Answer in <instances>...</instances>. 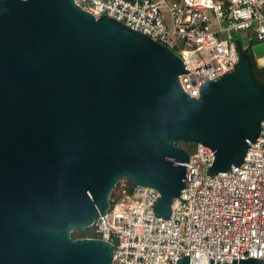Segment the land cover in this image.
I'll list each match as a JSON object with an SVG mask.
<instances>
[{"label":"water","instance_id":"water-1","mask_svg":"<svg viewBox=\"0 0 264 264\" xmlns=\"http://www.w3.org/2000/svg\"><path fill=\"white\" fill-rule=\"evenodd\" d=\"M189 72L74 0H0V264H111V243L71 233L108 212L122 180L155 189L154 215L169 218L188 176L177 141L210 148L211 175L240 168L264 120V83L242 54L196 100L179 84Z\"/></svg>","mask_w":264,"mask_h":264},{"label":"built area","instance_id":"built-area-1","mask_svg":"<svg viewBox=\"0 0 264 264\" xmlns=\"http://www.w3.org/2000/svg\"><path fill=\"white\" fill-rule=\"evenodd\" d=\"M74 2L178 55L190 71L180 75L179 84L196 100L206 78L213 81L237 68L235 34L253 35L264 46V0ZM213 160L210 148L196 145L189 154L185 187L173 199L166 219L154 215L155 189L134 186L127 191L122 180L108 212L97 215L85 238L111 243V264H176L183 256H189V264H208L209 259L213 264L264 260V120L240 168L211 175Z\"/></svg>","mask_w":264,"mask_h":264},{"label":"trees","instance_id":"trees-1","mask_svg":"<svg viewBox=\"0 0 264 264\" xmlns=\"http://www.w3.org/2000/svg\"><path fill=\"white\" fill-rule=\"evenodd\" d=\"M256 46H257V43H256ZM236 47H237V53L239 56V61H240L241 55L246 54V56L249 58L250 71H251L253 78L259 83H264V65H261L258 62L259 60L258 55L255 54V51L253 50L254 48L252 49L250 45L244 46L241 39L237 40ZM196 145H197L196 143H192V142H184V141L176 142L177 147L185 149L189 154H192L194 152ZM118 187H119V184L116 186L115 189H117ZM133 187L134 185L130 181L126 180L127 191L131 190ZM113 197H114V194L111 195V198ZM75 232H77V230ZM75 232L71 233L72 237L74 238H85L86 237V236H76L74 235Z\"/></svg>","mask_w":264,"mask_h":264},{"label":"rangeland","instance_id":"rangeland-1","mask_svg":"<svg viewBox=\"0 0 264 264\" xmlns=\"http://www.w3.org/2000/svg\"><path fill=\"white\" fill-rule=\"evenodd\" d=\"M211 28H212V26H211ZM234 36H235V38H234L235 42H237L238 39H241L244 46L250 45L252 47V49L256 47V43H257V46L259 45V43L257 42L256 38L253 35L247 37L246 35L239 33V34H235ZM219 37L221 38L222 36H219ZM260 58H264V53L261 56H258V59H260ZM114 190H113V192H114ZM113 192H112V194H113ZM75 231H73V232H75ZM90 234H91L90 228L85 229V230H79V231L77 230V232L74 233V235H76V236H90Z\"/></svg>","mask_w":264,"mask_h":264},{"label":"bare ground","instance_id":"bare-ground-1","mask_svg":"<svg viewBox=\"0 0 264 264\" xmlns=\"http://www.w3.org/2000/svg\"><path fill=\"white\" fill-rule=\"evenodd\" d=\"M258 62H259L261 65H264V58H260V59L258 60Z\"/></svg>","mask_w":264,"mask_h":264},{"label":"crops","instance_id":"crops-1","mask_svg":"<svg viewBox=\"0 0 264 264\" xmlns=\"http://www.w3.org/2000/svg\"><path fill=\"white\" fill-rule=\"evenodd\" d=\"M258 46H261V44H259ZM263 54V53H262ZM262 54L258 55V56H261Z\"/></svg>","mask_w":264,"mask_h":264}]
</instances>
